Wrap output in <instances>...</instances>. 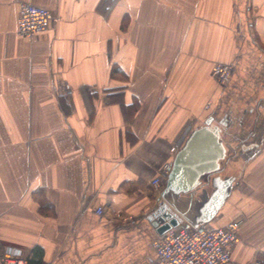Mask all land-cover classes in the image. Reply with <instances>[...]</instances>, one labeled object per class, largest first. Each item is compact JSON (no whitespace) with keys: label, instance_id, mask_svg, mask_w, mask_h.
<instances>
[{"label":"crops","instance_id":"obj_1","mask_svg":"<svg viewBox=\"0 0 264 264\" xmlns=\"http://www.w3.org/2000/svg\"><path fill=\"white\" fill-rule=\"evenodd\" d=\"M22 3L50 27L19 35ZM207 120L233 181L213 216L212 178L180 195V226L242 218L228 264H264V0H0V255L154 264L151 181Z\"/></svg>","mask_w":264,"mask_h":264},{"label":"built area","instance_id":"obj_2","mask_svg":"<svg viewBox=\"0 0 264 264\" xmlns=\"http://www.w3.org/2000/svg\"><path fill=\"white\" fill-rule=\"evenodd\" d=\"M53 19L50 8L37 6L31 3L19 5L16 21V32L26 38L47 30ZM233 71L231 63H214L211 71L218 86H225ZM207 101L204 108H209ZM176 152V146L170 148ZM169 163L163 165L158 176L151 181L158 192L162 189V181L170 171ZM102 208L97 207L96 213L101 214ZM243 219L229 221L226 225L217 228L209 227H177L172 228L153 241L155 249L154 264H228L230 249L238 239V232ZM0 264H28L27 259L17 249H5L0 255Z\"/></svg>","mask_w":264,"mask_h":264},{"label":"water","instance_id":"obj_3","mask_svg":"<svg viewBox=\"0 0 264 264\" xmlns=\"http://www.w3.org/2000/svg\"><path fill=\"white\" fill-rule=\"evenodd\" d=\"M225 154L221 127L211 120L189 133L175 155L165 180L162 191L164 201L152 209L148 216L159 235L180 226L183 217L179 210H175L180 195L195 191L203 178H212L215 187L214 191L205 197L204 207H208L210 216L220 209L233 181L228 177L219 182L218 177L214 176L219 172Z\"/></svg>","mask_w":264,"mask_h":264},{"label":"rangeland","instance_id":"obj_4","mask_svg":"<svg viewBox=\"0 0 264 264\" xmlns=\"http://www.w3.org/2000/svg\"><path fill=\"white\" fill-rule=\"evenodd\" d=\"M221 164H222V162H221ZM220 171V173H222V174H224L225 172H224V170L221 168V170H219Z\"/></svg>","mask_w":264,"mask_h":264},{"label":"trees","instance_id":"obj_5","mask_svg":"<svg viewBox=\"0 0 264 264\" xmlns=\"http://www.w3.org/2000/svg\"><path fill=\"white\" fill-rule=\"evenodd\" d=\"M205 177H207V176H205Z\"/></svg>","mask_w":264,"mask_h":264}]
</instances>
